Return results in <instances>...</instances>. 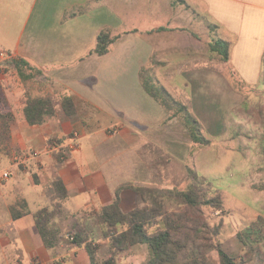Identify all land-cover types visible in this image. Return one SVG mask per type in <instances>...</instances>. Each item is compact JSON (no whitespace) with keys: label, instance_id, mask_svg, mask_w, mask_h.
I'll list each match as a JSON object with an SVG mask.
<instances>
[{"label":"crops","instance_id":"0c3cea01","mask_svg":"<svg viewBox=\"0 0 264 264\" xmlns=\"http://www.w3.org/2000/svg\"><path fill=\"white\" fill-rule=\"evenodd\" d=\"M179 1L0 0V49L13 56L0 70L5 110L12 113L6 145L19 153L39 151L21 165L0 151V164L6 163L3 169L12 174L0 180V264H25L19 259L22 255L30 260L28 264L35 258L43 264H65L67 259L72 264H91L85 247H73L63 238L54 247L46 246L35 214L43 208L56 211L50 226L67 238L78 223L99 225L96 212L113 203L118 190L120 206L128 211L145 204L133 186L167 188L145 176L148 170L152 173L147 157L152 151L171 154L186 165L187 160L167 143L175 132L164 129L181 119L169 117L148 91L143 73L150 71L158 82L161 78L168 87L180 90L178 96L164 86L178 101L186 96L196 117L205 121L215 120L198 91L206 72L214 73V80L232 95L219 65L253 74L251 81L262 78L264 0H204L211 21L199 23L198 28L191 11L199 6L198 0ZM212 22L220 32L225 28L229 33L223 37L231 44L228 60L210 50L211 38L206 34ZM101 32L112 38L104 55L94 51ZM175 56L184 59L170 60ZM19 60L26 62L23 75L13 63ZM206 64L210 68L205 69ZM173 74L180 76L181 85H171ZM183 89H190V96ZM65 95L75 104L71 117L61 106ZM46 96L55 102V115L43 124H30L24 106L30 98ZM221 134L224 137L226 131ZM75 141L78 147L72 149ZM163 169L160 173L167 177ZM56 182L62 184L64 195ZM20 202L27 213L16 218L12 207ZM142 249L148 252L146 244L136 245L126 260L131 264L139 260Z\"/></svg>","mask_w":264,"mask_h":264},{"label":"rangeland","instance_id":"374dc122","mask_svg":"<svg viewBox=\"0 0 264 264\" xmlns=\"http://www.w3.org/2000/svg\"><path fill=\"white\" fill-rule=\"evenodd\" d=\"M198 3L199 6L197 4L192 6L191 10L195 13L198 21L197 28L199 23L211 21L206 1L198 0ZM217 32V38L222 39L228 33L225 28L221 32L219 30ZM211 34L210 28L206 36L209 35L211 38ZM171 59L183 60L184 57L175 56L174 58L170 57ZM201 63L203 64V62ZM226 66L219 65L218 69H222L226 73L225 77L230 82L234 95L229 88H224L222 83L214 80L216 75L211 72L205 74L202 72L204 74L202 87L198 90L207 100L206 109H209L211 117L215 118V120H200L205 135L211 139V144L194 151L191 147L192 143H190L192 141H189L190 131L183 121L179 120L177 125L169 124L164 129L170 133L171 131L175 132L174 135L172 133L167 138L169 148L176 149V153L187 160L186 165L176 161L171 154L164 153L162 155L152 151L147 156L152 161V173L150 176L148 170L145 176L151 177L157 182H164L163 185L167 188L178 187L185 190L191 184H196L207 197L219 195L223 204L221 210L212 205L179 206L169 201H167L166 207L170 210L188 212L194 220L199 222L201 227V224H206V222L211 226V229L215 226L220 227L218 235L202 228L204 232L201 233V236L210 239L200 238L199 242L220 243L235 258L237 264H264V70L261 74L262 78L259 77L256 78L257 80L251 81L250 77L253 74L243 73L238 71V68L230 70V67ZM204 68L207 69L210 66L206 64ZM220 73L222 74V72ZM222 75L224 76V74ZM142 77L151 90L160 97H168L166 89L179 96L178 91L180 90L168 87V84L160 77L158 82L152 72L147 71L143 73ZM182 82L178 74L172 75V86L181 85ZM183 90L186 95L190 96V89ZM180 99L188 104L186 96H181ZM18 115L21 117L22 113L19 112ZM216 126L220 127L219 132H215ZM222 131H226L224 137L221 134ZM7 136L8 131L0 127V151L12 156L13 160V155L16 152L7 147ZM11 152L13 155H10ZM13 163L16 164L14 161ZM6 166V163L0 164V171L6 170L3 169ZM189 168L195 170L198 177H193ZM11 169H13L12 166ZM162 169L167 171V177L164 173L163 175L160 173ZM96 221L99 225L94 227H87L82 223H78L77 226L84 230L88 240L97 247V258L105 260L110 256L109 238L103 235L104 226L102 223L97 218ZM191 234L193 235V233ZM65 246L68 249L69 245ZM49 252L55 254L57 251ZM139 254V260L132 264H144L142 260H145L146 255L145 264H147L149 250L147 252L146 249H142ZM208 255L211 264H221L216 250H211ZM19 259L25 264L30 261L23 255ZM124 262L131 264L128 259H125ZM65 264H72V262L67 259Z\"/></svg>","mask_w":264,"mask_h":264},{"label":"trees","instance_id":"16d2710c","mask_svg":"<svg viewBox=\"0 0 264 264\" xmlns=\"http://www.w3.org/2000/svg\"><path fill=\"white\" fill-rule=\"evenodd\" d=\"M182 1L185 2V0ZM210 28L212 30L209 43L210 50L218 52L223 60H228L230 58V42L217 38L218 25L210 24ZM111 43L110 35L101 32L94 51L99 55H104L109 51ZM13 63L18 68V72L23 75V64L26 62L19 60ZM147 89L169 111L170 118L177 116L187 126L192 137L191 147L194 151L211 144V139L205 135L200 120L189 104L176 100L170 94L165 98L160 97L149 87ZM5 105L6 98L0 83V127L9 130L12 123V113L5 110ZM61 106L67 116L71 117L76 113L71 96H62ZM23 111L30 124L40 125L55 115V102L48 96L30 98ZM189 172L193 177H198L195 170L189 168ZM55 185L59 190L63 188L59 182H56ZM132 188L145 202L144 205H137L128 211H124L120 206L118 190L116 200L96 212V218L104 226L103 235L109 238L110 256L107 259L99 260L97 258V247L88 240L84 230L77 225L71 234L73 239L65 238V235L60 236L59 232L50 226V221L56 211H51L48 208H43L35 214L36 223L44 243L51 248L63 238L73 247H85L91 264H125V259L132 255L134 247L140 244H146L150 252L147 264H211L208 255L211 250L218 252L221 264H237L235 258L220 243L199 242L200 238L210 239L201 236L204 228L208 229V232L218 235L220 233L219 226L211 229V226L206 222V224H201V227L199 222L194 220L188 212L170 210L166 207V203L169 201L179 206L212 205L221 210L223 204L219 195L207 197L196 184H191L185 190L178 187L158 188L152 186H133ZM18 204L12 207L13 216L16 218L27 213L26 206H22V202ZM18 206L22 209H19Z\"/></svg>","mask_w":264,"mask_h":264},{"label":"built area","instance_id":"2783aa9c","mask_svg":"<svg viewBox=\"0 0 264 264\" xmlns=\"http://www.w3.org/2000/svg\"><path fill=\"white\" fill-rule=\"evenodd\" d=\"M13 58L12 54H10V52H8L5 49H0V70L3 69L4 67H6V65L8 64L9 61H11ZM53 144L55 146H57V142H53ZM78 147V142H72L71 144V148L72 149H76ZM39 155V151L38 150H26L24 152H16L13 155V161L18 164L21 165L23 163H25L26 161L30 160L31 158H34L36 156ZM11 171H9L8 169L1 171L0 172V180H7L11 177ZM70 238L73 239V236L70 235ZM32 264H43V262L37 258H35L33 260Z\"/></svg>","mask_w":264,"mask_h":264}]
</instances>
